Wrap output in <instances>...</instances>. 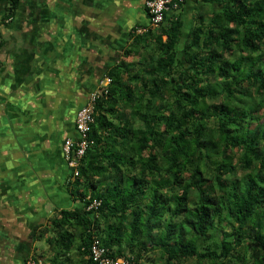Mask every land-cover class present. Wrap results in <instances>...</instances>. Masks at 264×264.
Segmentation results:
<instances>
[{"label":"trees","instance_id":"trees-1","mask_svg":"<svg viewBox=\"0 0 264 264\" xmlns=\"http://www.w3.org/2000/svg\"><path fill=\"white\" fill-rule=\"evenodd\" d=\"M6 1L11 17L20 0ZM169 7L131 28L76 177L68 167L75 206L32 226L49 253L22 264H99L93 239L130 264H264V0Z\"/></svg>","mask_w":264,"mask_h":264},{"label":"crops","instance_id":"crops-1","mask_svg":"<svg viewBox=\"0 0 264 264\" xmlns=\"http://www.w3.org/2000/svg\"><path fill=\"white\" fill-rule=\"evenodd\" d=\"M144 1L20 0L7 17L0 0V264L30 258L32 226L75 206L63 142L77 136L76 113L98 79L125 59L131 28L148 24ZM193 7L178 11L185 32Z\"/></svg>","mask_w":264,"mask_h":264},{"label":"built area","instance_id":"built-area-1","mask_svg":"<svg viewBox=\"0 0 264 264\" xmlns=\"http://www.w3.org/2000/svg\"><path fill=\"white\" fill-rule=\"evenodd\" d=\"M170 0H146L144 2V8L148 14V25H157L163 20V13L165 10H169ZM172 8H177L174 4ZM145 27H139L136 29V33L145 31ZM111 78L107 75H103L98 79L95 89L89 92L85 103L78 109L74 125L79 141L74 145V141L70 138L65 139L62 145V152L68 167L71 169L73 177L77 176L78 160L83 156L85 149L88 146L87 134L90 125L94 122V106L96 101L105 96L108 93L109 85L111 84ZM74 147V149H73ZM99 204L98 201L93 200L88 208H95ZM107 250L100 246L99 241L92 240L90 246V256L94 262L99 264H130L122 257L114 259L113 257L106 255ZM24 264H34V260L28 259Z\"/></svg>","mask_w":264,"mask_h":264},{"label":"rangeland","instance_id":"rangeland-1","mask_svg":"<svg viewBox=\"0 0 264 264\" xmlns=\"http://www.w3.org/2000/svg\"><path fill=\"white\" fill-rule=\"evenodd\" d=\"M47 207L45 209L46 213H50L51 209H50V206H51V203L52 202H49V200H47ZM78 241L79 240H75L74 241V245L71 249V252L70 254L72 255V257L76 258L77 257V254L75 253L77 250H76V247L78 245ZM35 250L34 252H36L37 255H42L43 257H47L48 256V253H49V247L47 245V243L44 241V240H40L38 242L35 243Z\"/></svg>","mask_w":264,"mask_h":264}]
</instances>
